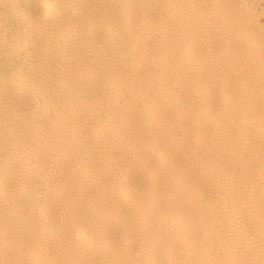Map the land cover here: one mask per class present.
I'll return each mask as SVG.
<instances>
[{
  "label": "bare ground",
  "instance_id": "bare-ground-1",
  "mask_svg": "<svg viewBox=\"0 0 264 264\" xmlns=\"http://www.w3.org/2000/svg\"><path fill=\"white\" fill-rule=\"evenodd\" d=\"M262 16L0 0V264H264Z\"/></svg>",
  "mask_w": 264,
  "mask_h": 264
},
{
  "label": "rangeland",
  "instance_id": "rangeland-1",
  "mask_svg": "<svg viewBox=\"0 0 264 264\" xmlns=\"http://www.w3.org/2000/svg\"><path fill=\"white\" fill-rule=\"evenodd\" d=\"M244 1L249 3V4H251V5H253V6H255V9H256L257 13H261L262 11H264V6H262V5H264V0H244ZM252 2H254V3L252 4ZM258 10L259 11L261 10V11L258 12ZM260 22L261 23L264 22V16H262L260 18ZM3 58H4L3 56H0V69L4 65ZM5 65L7 66L8 64L6 63Z\"/></svg>",
  "mask_w": 264,
  "mask_h": 264
}]
</instances>
